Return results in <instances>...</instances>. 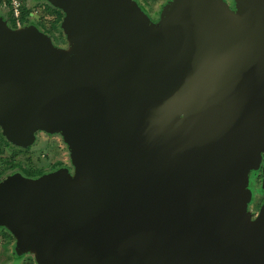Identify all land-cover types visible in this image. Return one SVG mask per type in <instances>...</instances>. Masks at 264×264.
I'll list each match as a JSON object with an SVG mask.
<instances>
[{
	"label": "water",
	"instance_id": "water-1",
	"mask_svg": "<svg viewBox=\"0 0 264 264\" xmlns=\"http://www.w3.org/2000/svg\"><path fill=\"white\" fill-rule=\"evenodd\" d=\"M68 49L0 18V128L60 134L72 166L0 182L36 264H264V0H42ZM39 19L38 16H36ZM261 192L264 193V168Z\"/></svg>",
	"mask_w": 264,
	"mask_h": 264
},
{
	"label": "flooded vegetation",
	"instance_id": "flooded-vegetation-1",
	"mask_svg": "<svg viewBox=\"0 0 264 264\" xmlns=\"http://www.w3.org/2000/svg\"><path fill=\"white\" fill-rule=\"evenodd\" d=\"M134 1L153 24H157L160 21L164 8L171 2V0ZM39 2L43 3L44 9H46L49 14L52 13L54 16L58 15V12L48 9L47 5L49 4L46 1ZM228 3L231 9H233L234 1L230 0ZM4 10L7 14L6 21L8 22V19H10V10L6 5H4ZM56 10L60 11L58 9ZM60 12L62 13V11ZM51 19L52 18L49 17L47 22L44 21L35 26L51 39L55 47L59 49H68L69 45L67 38L64 31L61 29L63 13L58 23V28L54 29L52 27ZM8 26H10L9 23ZM20 26H27V23L19 22V24L17 23L15 25L14 29ZM263 168L264 154L262 155L259 168L257 170H252L249 174V189L252 192V198L248 209L252 210L253 218L264 203V193L261 192ZM60 169H67L71 174L74 171L68 146L65 144L60 134H48L43 131H37L35 132L34 142L26 147H21L7 140L0 128V182L14 174H20L29 179H37Z\"/></svg>",
	"mask_w": 264,
	"mask_h": 264
},
{
	"label": "rangeland",
	"instance_id": "rangeland-1",
	"mask_svg": "<svg viewBox=\"0 0 264 264\" xmlns=\"http://www.w3.org/2000/svg\"><path fill=\"white\" fill-rule=\"evenodd\" d=\"M39 1L42 0H25L26 6L30 8L32 14L35 17V18H31L29 23L27 22V26L36 25L44 21L47 22L49 19V12L46 9H44L43 3ZM225 1L228 3L230 0H225ZM36 16H38L39 19H37ZM40 17H42L43 19H41ZM0 18L3 19L5 18L4 20H6L7 18V14L4 10V6L0 8ZM249 211L252 212L251 209H249ZM4 231H8V230L5 229L4 227H0V264H31V262L27 259V257L31 255L18 253L15 250V239L14 242H10V240H7L4 237ZM34 264L36 263L34 262Z\"/></svg>",
	"mask_w": 264,
	"mask_h": 264
},
{
	"label": "trees",
	"instance_id": "trees-1",
	"mask_svg": "<svg viewBox=\"0 0 264 264\" xmlns=\"http://www.w3.org/2000/svg\"><path fill=\"white\" fill-rule=\"evenodd\" d=\"M23 1V7H22V14L21 17L19 19V22H28L30 21L31 18H35L34 15L32 14V11L30 10V8H28L26 6L25 0ZM4 5H6V7L9 8V3L6 0H0V8L3 7ZM48 9L50 10H54L56 12H58L57 16H54L52 13L49 14V17H51V25L52 27L58 28V23L62 18V13L60 11H57L56 9L52 8L51 6L47 5ZM33 16V17H32ZM10 19H8V23L11 26V28H15V25L17 24V22L15 20L12 19L11 13L9 14ZM41 19H43L42 17H40ZM4 237L7 240H10V242H14V238L13 236L8 232V231H4ZM27 259L31 262V264H34V260L31 256H28Z\"/></svg>",
	"mask_w": 264,
	"mask_h": 264
},
{
	"label": "built area",
	"instance_id": "built-area-1",
	"mask_svg": "<svg viewBox=\"0 0 264 264\" xmlns=\"http://www.w3.org/2000/svg\"><path fill=\"white\" fill-rule=\"evenodd\" d=\"M9 3V10L12 19L19 24V19L22 14L23 1L22 0H6Z\"/></svg>",
	"mask_w": 264,
	"mask_h": 264
}]
</instances>
